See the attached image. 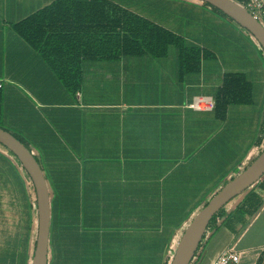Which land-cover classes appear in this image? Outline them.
I'll use <instances>...</instances> for the list:
<instances>
[{
  "label": "crops",
  "instance_id": "1",
  "mask_svg": "<svg viewBox=\"0 0 264 264\" xmlns=\"http://www.w3.org/2000/svg\"><path fill=\"white\" fill-rule=\"evenodd\" d=\"M53 1L0 0V82L17 87L18 127L32 134L50 218L51 207L65 209L70 241L88 247L97 238L105 259L139 257L142 243L158 241L170 257L200 207L264 148V53L199 3H156L137 12L196 50L197 71L183 74L172 47L161 57L78 58L70 65L80 85L71 92L14 29ZM229 75L245 82L226 91L242 102L189 108L198 97L216 101ZM5 157L17 175L6 173L0 186V264H28L34 191ZM250 196L259 208L233 217ZM230 248L237 264H264V179L211 225L194 264H213Z\"/></svg>",
  "mask_w": 264,
  "mask_h": 264
},
{
  "label": "trees",
  "instance_id": "2",
  "mask_svg": "<svg viewBox=\"0 0 264 264\" xmlns=\"http://www.w3.org/2000/svg\"><path fill=\"white\" fill-rule=\"evenodd\" d=\"M230 1L242 7L245 4V0ZM179 2L180 0H55L15 24L14 29L26 45L45 61L46 68L55 74L60 85L71 92L77 90L80 85V77L74 74L75 67L70 65L73 59L78 58L119 59L141 55L161 57L172 47L181 59L182 73H195L199 65L198 52L187 47L179 37L163 30L137 12L149 7L154 9L156 3L160 6ZM199 3L234 24L217 9ZM247 37L256 44L250 35ZM261 53L263 54L262 51ZM234 83L242 84L243 78L236 75L226 77L225 88L214 101L216 110L224 111L229 104L242 102L240 98L237 99L235 95L226 92ZM16 91L17 87L12 83L0 82V129L8 132L32 153V134L18 127ZM26 101L33 106L31 98L27 97ZM5 156L16 163L27 183L31 185L17 159L0 145V186L8 180L6 173L17 175ZM36 161L38 162L37 159ZM252 199L253 197H248L232 216L240 220L247 210H250V214L254 213L260 203ZM33 204L35 209V201ZM247 207L248 209H244ZM30 208V205L25 206L23 212L26 216ZM221 212L222 210L211 219L209 225L221 217ZM70 222L65 209L57 210L51 207L48 264H168L175 251L170 248L168 257V252L165 253L166 241L146 242L139 246V257H120L117 254L116 257L105 259L101 256L104 246L97 238L88 247L70 241L69 233L74 230ZM34 244L33 242L28 264L31 263ZM164 254L166 256H163Z\"/></svg>",
  "mask_w": 264,
  "mask_h": 264
},
{
  "label": "water",
  "instance_id": "3",
  "mask_svg": "<svg viewBox=\"0 0 264 264\" xmlns=\"http://www.w3.org/2000/svg\"><path fill=\"white\" fill-rule=\"evenodd\" d=\"M217 9L246 32L264 53V28L240 5L230 0H196ZM0 145L8 150L30 179L36 212L34 250L30 264H48L50 194L41 168L31 152L8 132L0 129ZM264 177V148L236 177L225 184L194 216L183 231L168 264H190L211 219L227 204Z\"/></svg>",
  "mask_w": 264,
  "mask_h": 264
},
{
  "label": "built area",
  "instance_id": "4",
  "mask_svg": "<svg viewBox=\"0 0 264 264\" xmlns=\"http://www.w3.org/2000/svg\"><path fill=\"white\" fill-rule=\"evenodd\" d=\"M243 8L264 28V0H245ZM214 106L215 103L212 99L198 97L189 105V108L204 112L212 110ZM238 262V255L233 248H230L224 251L213 264H237Z\"/></svg>",
  "mask_w": 264,
  "mask_h": 264
},
{
  "label": "rangeland",
  "instance_id": "5",
  "mask_svg": "<svg viewBox=\"0 0 264 264\" xmlns=\"http://www.w3.org/2000/svg\"><path fill=\"white\" fill-rule=\"evenodd\" d=\"M186 1L199 3V2L194 1V0H186ZM199 4H201V3H199ZM233 25H234V24H233ZM234 26H235V28H237L240 32H242V34H244L245 36H248L245 32H243V31H242L240 28H238L236 25H234ZM261 151H262V150H261ZM234 174L237 176V172H235ZM239 174H240V173H239ZM261 180H262V179H261ZM261 180H260V181H261ZM260 181H258L257 183H255V184H254L251 188H249V190H247L246 192L250 191V189H252L253 187L258 186L259 183H260ZM246 192H244L242 195H244ZM211 198H212V197H211ZM209 200H210V199H209ZM207 203H208V201H207L205 204H207ZM229 205H230V203H229L226 207H224V208L222 209V212H221V213L225 212V211L228 209ZM202 207H203V206H202ZM202 207H200V210L202 209ZM193 218H194V217H193ZM187 226H188V225H187ZM210 227H211V223H210L209 227H208V228L206 229V231H205V235H204L205 240H206L207 233H208ZM205 240L203 239V241H201V243H200V247H199V249H197V251H196V253H195V255H194L192 261L190 262V264H194V263H196L197 256H198V254H199L201 248L203 247V245H204V241H205Z\"/></svg>",
  "mask_w": 264,
  "mask_h": 264
}]
</instances>
